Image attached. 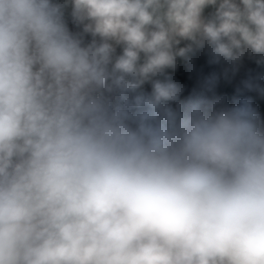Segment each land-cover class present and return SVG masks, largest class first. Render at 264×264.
Segmentation results:
<instances>
[{
	"label": "clouds",
	"instance_id": "9594fccd",
	"mask_svg": "<svg viewBox=\"0 0 264 264\" xmlns=\"http://www.w3.org/2000/svg\"><path fill=\"white\" fill-rule=\"evenodd\" d=\"M72 6L87 45L52 0H0V264H264V132L250 105L196 102L165 124L157 110L179 85L126 95L193 44L210 63L264 64V0ZM115 90L122 104L105 98Z\"/></svg>",
	"mask_w": 264,
	"mask_h": 264
},
{
	"label": "crops",
	"instance_id": "0c3cea01",
	"mask_svg": "<svg viewBox=\"0 0 264 264\" xmlns=\"http://www.w3.org/2000/svg\"><path fill=\"white\" fill-rule=\"evenodd\" d=\"M239 2V0H237ZM60 6L73 11L72 0H59ZM216 6L209 5L203 11L204 19H211L215 13ZM99 40V39H98ZM178 48L185 47L184 40L175 46ZM197 50L202 51L206 57V63L202 65L196 73L178 71L176 68H166L164 71L156 76H152L140 88L152 93L153 83L155 81H172L180 86L181 92L177 99L172 100L176 102L187 101L197 90L210 88L211 84H221V88L217 90L220 96H231L238 94L242 96L250 95L256 88L258 78L255 76L257 70L264 69V64L258 65L251 60L248 64L242 62L233 63L231 61L221 60L219 63H210V55L207 44L203 47H198ZM115 49V56L121 55ZM143 53L141 54L140 63H143ZM176 61H179L177 56ZM214 78L209 83V78ZM257 118L256 124L260 131L264 132V107L257 111L254 106H250Z\"/></svg>",
	"mask_w": 264,
	"mask_h": 264
},
{
	"label": "trees",
	"instance_id": "16d2710c",
	"mask_svg": "<svg viewBox=\"0 0 264 264\" xmlns=\"http://www.w3.org/2000/svg\"><path fill=\"white\" fill-rule=\"evenodd\" d=\"M53 4H59V0H52ZM63 21L67 26L70 33L76 35L82 39V43L87 45L93 39L91 34L83 32V25L77 23L72 15L71 10H68L62 7ZM97 39V38H96ZM99 42V40L97 39ZM251 60L247 58V54L242 59V62L248 64ZM143 94L145 96L151 95L145 89H137L136 92H128L126 95L129 100H131L135 95ZM105 98L112 104L116 105L118 103H123L120 96V92L115 90L111 93L105 91ZM202 102L210 112H218L222 110H229L234 107H239L241 105H250L254 106L257 111L261 110L264 107V77L258 80L255 90L248 96H242L238 94H233L231 96H220L217 90H211L210 88H204L197 90L187 101L185 102H176V101H167L160 105L158 108V117L157 120L160 123H167L166 111L170 110L176 116V122L179 124V121L189 112L193 103ZM134 113L135 109H131ZM257 121V118H256ZM130 127L135 128L136 123L134 120L128 121ZM155 123V122H154Z\"/></svg>",
	"mask_w": 264,
	"mask_h": 264
},
{
	"label": "built area",
	"instance_id": "2783aa9c",
	"mask_svg": "<svg viewBox=\"0 0 264 264\" xmlns=\"http://www.w3.org/2000/svg\"><path fill=\"white\" fill-rule=\"evenodd\" d=\"M99 39V37H96ZM191 42L184 40V45L185 47L189 45ZM193 50L187 54L186 57H180L179 56V61H176V70L178 71H185V72H191V73H196L198 69L206 63V57L202 53V51L197 50L196 45H192ZM115 49L119 52L123 51V46L121 45H115ZM255 76L258 79H261L264 77V69L262 70H257L255 72ZM221 84H211L210 89L211 90H218L221 88Z\"/></svg>",
	"mask_w": 264,
	"mask_h": 264
}]
</instances>
